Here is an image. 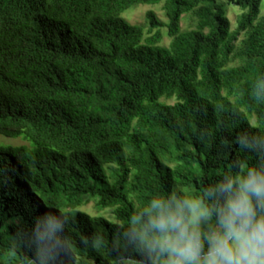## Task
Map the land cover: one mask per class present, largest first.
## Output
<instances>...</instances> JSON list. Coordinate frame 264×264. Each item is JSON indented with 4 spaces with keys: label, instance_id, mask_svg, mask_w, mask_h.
I'll return each instance as SVG.
<instances>
[{
    "label": "trees",
    "instance_id": "trees-1",
    "mask_svg": "<svg viewBox=\"0 0 264 264\" xmlns=\"http://www.w3.org/2000/svg\"><path fill=\"white\" fill-rule=\"evenodd\" d=\"M232 1L235 30L219 0H0V135L27 141L0 143V264H149L152 199L264 166L263 0Z\"/></svg>",
    "mask_w": 264,
    "mask_h": 264
},
{
    "label": "clouds",
    "instance_id": "clouds-1",
    "mask_svg": "<svg viewBox=\"0 0 264 264\" xmlns=\"http://www.w3.org/2000/svg\"><path fill=\"white\" fill-rule=\"evenodd\" d=\"M235 168L203 198L148 203L135 223L149 264H264V166Z\"/></svg>",
    "mask_w": 264,
    "mask_h": 264
},
{
    "label": "rangeland",
    "instance_id": "rangeland-1",
    "mask_svg": "<svg viewBox=\"0 0 264 264\" xmlns=\"http://www.w3.org/2000/svg\"><path fill=\"white\" fill-rule=\"evenodd\" d=\"M219 1H226L228 2L229 5V10H228V17L231 21V27L233 30H235L238 26V19L239 15L241 14L240 8L234 3L232 0H219ZM163 2L160 3H155V4H149V3H141L139 5L133 6L125 10L122 14V16L131 24L137 25L140 27H144L145 30L147 31L149 26V22L147 19V13L150 11L155 12V14L158 16L160 20L163 22H168V16L163 8ZM262 8H263V13H264V0L262 3ZM189 16H185L182 21V29L187 30L191 29L194 26V20ZM162 33L164 34V38L162 42L159 44L161 47H169L171 43V38L166 34V26H163L161 28ZM169 103H174L175 99H170L168 100ZM0 143H5V144H22V143H27V141L21 137L17 138H9L0 135ZM89 196L86 195L85 199L88 198ZM80 209L92 214V215H104L106 217L112 218V212L110 209H101L97 207L96 201L94 199H89L87 202H85ZM2 262V259L0 258V263ZM75 263H79V259L75 261Z\"/></svg>",
    "mask_w": 264,
    "mask_h": 264
}]
</instances>
